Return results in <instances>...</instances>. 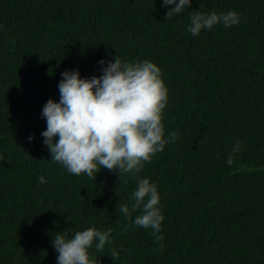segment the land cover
Instances as JSON below:
<instances>
[{
	"label": "trees",
	"instance_id": "obj_1",
	"mask_svg": "<svg viewBox=\"0 0 264 264\" xmlns=\"http://www.w3.org/2000/svg\"><path fill=\"white\" fill-rule=\"evenodd\" d=\"M174 7L0 0V264H57L55 236L90 227L112 229L102 251L89 249L98 264H264V0H192L166 18ZM193 11H235L240 22L193 36ZM118 55L161 69L165 139L178 136L135 177L73 175L44 144L43 107L59 102L62 73L100 77ZM141 178L160 195L159 242L134 225L140 210L131 220L119 211H131Z\"/></svg>",
	"mask_w": 264,
	"mask_h": 264
},
{
	"label": "clouds",
	"instance_id": "obj_2",
	"mask_svg": "<svg viewBox=\"0 0 264 264\" xmlns=\"http://www.w3.org/2000/svg\"><path fill=\"white\" fill-rule=\"evenodd\" d=\"M163 4L165 7L175 4L166 13V18H171L191 6L192 0H178V3L177 0H163ZM193 12L187 28L193 36L218 24L227 28L240 22L235 11ZM100 63L105 62L101 60ZM62 77L58 85L59 102L49 99L43 107L47 128L42 136L52 161L63 165L69 173L86 174L95 179L94 173L105 168L118 171L119 177L122 173L135 177L144 162H149L153 155L162 152L167 143L177 138V132L173 131L169 139H165L162 120L168 88L161 69L150 60L122 62L118 55L108 62L100 77L82 79L78 70L65 71ZM55 137L58 141H54ZM239 147L237 141L235 150ZM227 163L232 164L231 155ZM39 182L46 183L45 177H39ZM132 198L131 211L128 205L119 207V211L131 220V213L140 210L134 225L152 229L156 241H162L164 237L160 232L164 216L158 207L157 186L148 178L138 179ZM111 236L112 229L100 231L95 227L77 231L71 238L67 230L58 233L53 239L58 253L57 264H98L90 258L89 249L96 242V249L102 251L111 243ZM159 247L162 251L163 246ZM118 255L115 250L111 253L114 260Z\"/></svg>",
	"mask_w": 264,
	"mask_h": 264
}]
</instances>
